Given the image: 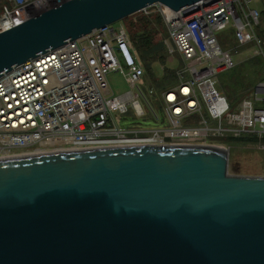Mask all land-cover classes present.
<instances>
[{"label": "water", "instance_id": "obj_1", "mask_svg": "<svg viewBox=\"0 0 264 264\" xmlns=\"http://www.w3.org/2000/svg\"><path fill=\"white\" fill-rule=\"evenodd\" d=\"M200 1L69 0L0 33V77L148 7ZM228 168V150L195 145L1 159L0 264H264V176Z\"/></svg>", "mask_w": 264, "mask_h": 264}, {"label": "built area", "instance_id": "obj_2", "mask_svg": "<svg viewBox=\"0 0 264 264\" xmlns=\"http://www.w3.org/2000/svg\"><path fill=\"white\" fill-rule=\"evenodd\" d=\"M2 1L0 33L69 0ZM256 1L202 0L177 12L156 4L142 11L156 9L163 17L185 64L177 73V84L159 97L167 126L157 129L126 130L116 122L114 114H125L130 106L138 116L144 111L132 93L110 96L107 75L112 70L121 69L123 74L126 70L127 82L147 102L138 86L145 71L122 26L95 30L14 67L0 77V160L121 146H211L208 142L219 137L261 141L264 107L256 105L264 102V81L234 112L218 89V76L237 66L217 37L228 26H233L239 46L256 43L260 50L255 54L264 62L261 11L250 7ZM30 76L31 84L17 83Z\"/></svg>", "mask_w": 264, "mask_h": 264}, {"label": "rangeland", "instance_id": "obj_3", "mask_svg": "<svg viewBox=\"0 0 264 264\" xmlns=\"http://www.w3.org/2000/svg\"><path fill=\"white\" fill-rule=\"evenodd\" d=\"M4 5V2H2ZM253 9L264 10V0H258L250 6ZM1 10V7H0ZM248 10V8H247ZM151 12H157L156 9H151ZM138 16H130L121 22L111 25L112 28L123 27L130 35L132 49L136 54L139 63L144 67V61L136 52L133 42L132 33L134 19ZM153 28L155 31H160V27L154 23ZM158 41H162L164 51L165 65L155 63L152 66L151 74L146 75L142 82L138 84L140 90L146 97L147 102L143 97L139 96V89H133L127 82L121 69H114L107 75V82L110 88V96H122L127 93H132L134 97L140 100L143 107L144 114L138 116L133 108L130 106L128 112L121 114L115 113V119L119 127L126 130L130 129H157L159 127L167 126L164 111L160 105L159 97L164 92L166 86L158 85L157 81L163 77L164 68L173 69L176 71L175 79H178L177 73L184 71L185 64L182 62L181 57L177 54L173 43L165 32H161ZM219 43L224 51L232 55L237 63L234 69L222 73L218 77V85L222 92L225 91L232 111H238L239 105L246 98L254 96L255 87L261 81H264V62L261 56H256L257 50L260 47L252 42L245 46H239V42L234 36V28L232 25L228 26L226 30L218 33ZM260 58L261 61H259ZM145 69V67H144ZM185 76L189 77V73L185 72ZM256 107H264L263 104L256 105ZM158 117V118H157ZM239 140V141H234ZM258 141L254 142V141ZM211 146L220 147L229 151V168L228 172L231 176H245V177H263L264 176V150L260 147L258 139L246 141L234 137H219L208 142Z\"/></svg>", "mask_w": 264, "mask_h": 264}, {"label": "trees", "instance_id": "obj_4", "mask_svg": "<svg viewBox=\"0 0 264 264\" xmlns=\"http://www.w3.org/2000/svg\"><path fill=\"white\" fill-rule=\"evenodd\" d=\"M2 2L3 1L0 0V7L2 6ZM134 16H138V17H136L134 19V23L131 24L134 30L132 33V42L136 52L141 53L140 55H142L141 58L144 61L145 69L139 63L138 59L137 61L143 67L145 71V76L152 75L151 70L153 64L159 63L161 65H165L166 63L164 55H161L164 51V45L162 41H158V37L160 34H162L161 32H165L166 35L168 36L167 28L163 17L158 12H150L149 14L140 12L133 15L132 17ZM154 23H156L160 27V31L154 32V29H151L153 28L152 26ZM259 36L264 40V10H261V24L259 27ZM256 59H259V61H261L260 58H256ZM175 72L176 71H174L173 69L164 68L163 77L157 81L158 85H163L166 86L167 88L175 86L177 84V78L175 79L174 76L176 75ZM218 89L220 90L219 85H218ZM224 94L226 95V93ZM241 139L246 140L245 138H241ZM234 141H239V140H234ZM254 142L258 143V141L256 140ZM260 144L264 145V139L260 141Z\"/></svg>", "mask_w": 264, "mask_h": 264}, {"label": "bare ground", "instance_id": "obj_5", "mask_svg": "<svg viewBox=\"0 0 264 264\" xmlns=\"http://www.w3.org/2000/svg\"><path fill=\"white\" fill-rule=\"evenodd\" d=\"M65 2H67V1H65ZM64 2V3H65ZM163 6V5H162ZM165 7V6H164ZM167 8V7H166ZM169 9V8H168ZM44 11H48V9H44ZM29 20V19H28ZM27 21V20H26ZM26 21H24V22H26ZM20 25V24H19ZM14 28V27H13ZM12 29V28H11ZM7 31V30H6ZM6 31H4V32H6ZM1 33H3V32H1ZM29 78H32V76H30V77H28V78H25V79H23V80H20V81H18L17 83L18 84H21V85H28V84H31L32 83V80H29ZM26 80H29L28 82H25ZM22 82H24V83H22ZM216 147V146H215ZM31 151H29V153H30Z\"/></svg>", "mask_w": 264, "mask_h": 264}, {"label": "crops", "instance_id": "obj_6", "mask_svg": "<svg viewBox=\"0 0 264 264\" xmlns=\"http://www.w3.org/2000/svg\"><path fill=\"white\" fill-rule=\"evenodd\" d=\"M225 73V72H224ZM219 77V76H218ZM219 82V81H218ZM222 92H224V90H222ZM225 93V92H224ZM246 140H249V139H246ZM262 145L260 144V147H261Z\"/></svg>", "mask_w": 264, "mask_h": 264}]
</instances>
